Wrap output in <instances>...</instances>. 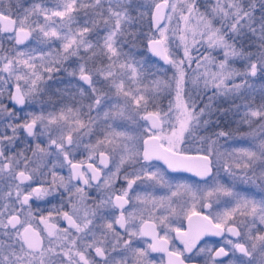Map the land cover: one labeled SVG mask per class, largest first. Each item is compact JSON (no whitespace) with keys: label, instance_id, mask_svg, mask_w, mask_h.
Returning <instances> with one entry per match:
<instances>
[{"label":"snow or ice","instance_id":"6c2138e0","mask_svg":"<svg viewBox=\"0 0 264 264\" xmlns=\"http://www.w3.org/2000/svg\"><path fill=\"white\" fill-rule=\"evenodd\" d=\"M0 34V264H264V0H0Z\"/></svg>","mask_w":264,"mask_h":264},{"label":"flooded vegetation","instance_id":"af4514ba","mask_svg":"<svg viewBox=\"0 0 264 264\" xmlns=\"http://www.w3.org/2000/svg\"><path fill=\"white\" fill-rule=\"evenodd\" d=\"M27 3V0H20V5H21V11L23 9V7H25V4ZM0 35H4V40H3V46L4 47H8L9 46V43L7 41V38H6V34H0ZM168 107H163V109L166 111ZM151 111H154V110H151ZM141 123L143 124L144 121H141ZM191 154H195V150H192V153ZM87 156V153H84L83 156H80L78 155L76 157L77 160H80V159H84L85 157ZM159 167L163 168L170 177H175L176 180L178 181H182V182H188V183H192L196 180H198L199 178L197 177H194L190 174H186V173H183V172H177V173H172L170 172V170H167V168L165 167V165H163L162 162L160 161H156L155 162ZM68 169L65 168L63 170V175L67 176L68 175ZM124 182L121 180L117 183L116 187L117 188H120L121 185L123 184ZM160 194H163L162 192H157V195H160ZM48 200H51V197H48L46 198ZM37 204H40V211L37 212V219L35 221V225H37L39 227V229L43 232V229H44V225L40 224L39 223V215H47L48 214V210H50L52 208V204L51 203H48V204H44L43 202H40V201H37L35 202ZM53 203H55L57 205V207H59V200L57 199L56 201H53ZM34 209H35V204H34ZM217 209H215V207L213 208V211H216ZM202 211L206 214L207 213V209H202ZM58 223V227L63 229V228H67L68 225H67V222L64 221L63 219H59L57 221ZM174 226H179V227H182L183 229H187L188 228V222L186 219H184L183 217H181L179 219V221H175L174 222ZM160 234L163 235L164 234V230L163 228H161L159 230ZM228 234L225 233V236H227ZM171 236H172V242H171V245L170 246H173V247H176V248H180L182 249L183 248V245L180 243L179 239L176 238V233L175 232H172L171 233ZM44 237H45V245L47 246V234L46 232H44ZM136 243H138L140 246L142 247H146V244L147 243H150V238H147V237H143V238H134ZM204 241L205 242H208L210 244H212L213 246H216L218 247L219 244L223 243V240L220 238V237H205L204 238ZM163 254L162 253H151V257L155 260L156 264H160V261H161V258H162ZM166 260V258H165Z\"/></svg>","mask_w":264,"mask_h":264},{"label":"rangeland","instance_id":"374dc122","mask_svg":"<svg viewBox=\"0 0 264 264\" xmlns=\"http://www.w3.org/2000/svg\"><path fill=\"white\" fill-rule=\"evenodd\" d=\"M181 2H183V0H181ZM31 3H32V0H27V5L25 4V7H27V6H30L31 5ZM202 11H203V9H202ZM147 21H148V23H149V17H147ZM146 22V21H145ZM172 26L173 27H175V21H173L172 22ZM146 27V24L143 22L142 23V25H141V28H138L137 27V30L138 31H142L144 34H147L148 33V29H146L145 28ZM145 43H146V40L143 42V45H145ZM143 45H139L138 44V47H143V51H147L146 50V47L145 46H143ZM30 46H34V43L32 44V45H30ZM222 54V53H221ZM179 56L180 57H182L183 56V51H182V49L179 51ZM165 68L166 69H168V74L169 75H171L172 74V69H171V66H169V65H165ZM65 76H66V74H65ZM168 104H169V100L168 99H161V102H160V106L163 108V107H168ZM149 110H155V108H150ZM195 148H196V146L195 145H193L192 146V150H195ZM253 191H258V190H256V189H253Z\"/></svg>","mask_w":264,"mask_h":264},{"label":"trees","instance_id":"16d2710c","mask_svg":"<svg viewBox=\"0 0 264 264\" xmlns=\"http://www.w3.org/2000/svg\"><path fill=\"white\" fill-rule=\"evenodd\" d=\"M48 2H49V4L51 5V4H53L54 3V0H48ZM197 2H198V4L200 5V7H201V11H202V9L204 8V6H205V0H197ZM212 2H214V0H212ZM27 5V4H26ZM83 18V12H81L80 14H79V16H78V19H82ZM146 21V22H145ZM145 23L146 24V29H148L149 30V27H150V25H149V23H148V21H147V18H145L143 21H141L140 23H138L137 24V27L138 28H141V25H142V23ZM221 56H222V54H221ZM155 59V58H154ZM160 64H163L161 61H160ZM165 67V66H164ZM196 67V65L195 64H193L192 65V68H195ZM254 82H255V84L257 85V87H259L262 83H264V79H261V78H255V80H254ZM238 103H240L241 101H237ZM259 102V98L257 97V103ZM225 107H228L229 105L228 104H225L224 105ZM225 123H227V121H225ZM232 127L233 128H235V127H237V124L236 123H233L232 124Z\"/></svg>","mask_w":264,"mask_h":264},{"label":"water","instance_id":"95a60500","mask_svg":"<svg viewBox=\"0 0 264 264\" xmlns=\"http://www.w3.org/2000/svg\"><path fill=\"white\" fill-rule=\"evenodd\" d=\"M150 16H149V25H150ZM145 45H146V43H145ZM146 47V46H145ZM147 50V49H146ZM162 63H163V61H161ZM166 167V166H165ZM181 172H183V171H181ZM183 173H186V174H190V175H192V176H194V174L193 173H190V172H183ZM195 177V176H194ZM198 178V177H197Z\"/></svg>","mask_w":264,"mask_h":264}]
</instances>
